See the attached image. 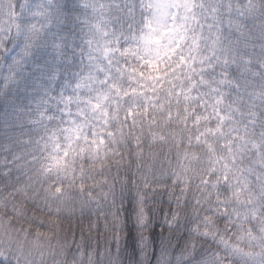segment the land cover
Segmentation results:
<instances>
[{
	"label": "trees",
	"instance_id": "obj_1",
	"mask_svg": "<svg viewBox=\"0 0 264 264\" xmlns=\"http://www.w3.org/2000/svg\"><path fill=\"white\" fill-rule=\"evenodd\" d=\"M98 1L0 0L1 217L14 233L95 264H223L238 185L219 154L227 165L242 158L237 173L247 163L257 171L258 181L249 175L264 214V0L239 12L240 0H197L210 10L202 31L151 66L114 49L136 32L143 0ZM89 3L104 28L90 45L78 28ZM77 48L100 52L123 102L111 112L115 153L84 160L71 180L55 177L52 113ZM243 133L257 142L254 156L237 152ZM4 252L0 264H23Z\"/></svg>",
	"mask_w": 264,
	"mask_h": 264
},
{
	"label": "rangeland",
	"instance_id": "obj_2",
	"mask_svg": "<svg viewBox=\"0 0 264 264\" xmlns=\"http://www.w3.org/2000/svg\"><path fill=\"white\" fill-rule=\"evenodd\" d=\"M98 2L106 3L105 0ZM250 4L251 0H240L239 5L229 7L239 12L250 10ZM140 5L144 14L132 18L136 32L126 38L125 42L117 43L114 47L115 50L122 51L128 61L132 60V65L137 63L136 65L151 66L164 57L181 54L191 30L201 32L203 17L206 20L210 12L209 10L208 14L203 15V11L198 10L197 0H143ZM98 8L99 5L89 3L79 13L83 19L80 18L78 21L86 22L82 28H78L82 30V35L89 45L104 37V28L98 26L99 18L96 15ZM91 51L84 52L79 48L75 50L76 57L70 73L62 84L55 102L52 113L55 125L51 140L55 177H59V174L64 177L67 173L72 180L74 170L84 160L99 163L115 153L114 131L110 127L117 117H111V112L118 110L117 104L123 101L119 100L121 94L116 89L114 93L112 92L114 84L100 66V52ZM132 74L137 77L136 74ZM133 98L136 99L135 96ZM127 107L131 111L129 102H126L122 109ZM244 133L242 135L244 149L237 143L241 150L237 152L244 157L254 156L257 142ZM228 147L232 149L230 152L234 151L232 146ZM241 159L235 155L231 164L227 165L226 159L220 157V154L216 157L218 164L222 162L220 166L223 167V176L227 177L228 174L229 180L238 185L234 193L232 211L234 217L238 219L239 227L236 226V236L228 240L230 250H224L225 258L222 262L264 264V214L257 213L260 207L258 197L260 185L251 182L252 178L249 175L253 169L254 177L258 181L257 171L247 163L242 174L237 173ZM1 249L10 259L17 258L23 264H95L81 253L71 255L68 252L63 253L49 242L14 233L0 214ZM89 255L95 259L92 254ZM109 262L115 264L114 258Z\"/></svg>",
	"mask_w": 264,
	"mask_h": 264
}]
</instances>
